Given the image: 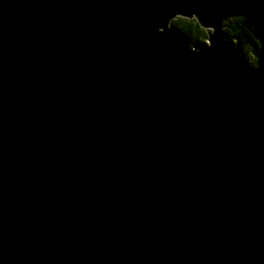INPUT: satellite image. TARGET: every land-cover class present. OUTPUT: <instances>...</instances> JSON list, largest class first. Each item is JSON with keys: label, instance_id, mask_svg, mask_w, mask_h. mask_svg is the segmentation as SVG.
<instances>
[{"label": "water", "instance_id": "95a60500", "mask_svg": "<svg viewBox=\"0 0 264 264\" xmlns=\"http://www.w3.org/2000/svg\"><path fill=\"white\" fill-rule=\"evenodd\" d=\"M201 2L0 0V264H264V64ZM175 11L213 46L157 39Z\"/></svg>", "mask_w": 264, "mask_h": 264}, {"label": "clouds", "instance_id": "9594fccd", "mask_svg": "<svg viewBox=\"0 0 264 264\" xmlns=\"http://www.w3.org/2000/svg\"><path fill=\"white\" fill-rule=\"evenodd\" d=\"M223 3L225 13L219 20L221 36L218 46L226 50L227 58L235 61L242 71L255 73L264 64V0H223ZM186 6L208 11L201 0H187ZM254 10H260L259 17L253 15ZM221 22L227 25L225 32L220 29ZM151 30L157 39L169 41L175 38L180 50L186 54H198L203 48H211L217 31L213 25L203 23L195 11H175L154 19ZM236 31L248 37L250 42L254 41L253 48L248 49L247 55H241V48H234L231 42H225L226 36ZM192 36L199 38L194 44Z\"/></svg>", "mask_w": 264, "mask_h": 264}, {"label": "trees", "instance_id": "16d2710c", "mask_svg": "<svg viewBox=\"0 0 264 264\" xmlns=\"http://www.w3.org/2000/svg\"><path fill=\"white\" fill-rule=\"evenodd\" d=\"M260 10H254L253 15L256 17L260 16ZM227 29V25L222 22V31L225 32ZM239 37V39H237ZM198 37L192 36L191 40L192 43L194 44L195 42L198 41ZM225 42H231L233 44V47H239L242 49L241 55H247L248 49L253 48V42H250V39L246 37L244 34L240 33L239 31L230 33L226 36Z\"/></svg>", "mask_w": 264, "mask_h": 264}]
</instances>
